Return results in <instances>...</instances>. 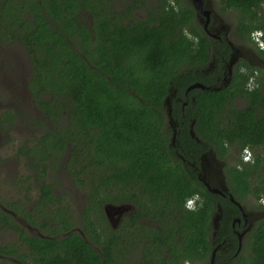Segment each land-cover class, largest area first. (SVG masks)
I'll use <instances>...</instances> for the list:
<instances>
[{
  "label": "trees",
  "instance_id": "16d2710c",
  "mask_svg": "<svg viewBox=\"0 0 264 264\" xmlns=\"http://www.w3.org/2000/svg\"><path fill=\"white\" fill-rule=\"evenodd\" d=\"M129 1L131 5L117 13L111 6L114 0H0V43L16 40L26 49L32 67L28 88L57 127L49 128L39 142L50 143L46 151L50 153H25L32 156L42 184L37 211L31 214L8 204L48 232L30 234L0 208V227L19 234L16 242L0 244V254L7 256L0 264H165L167 253L179 250L195 252L204 264L215 247L210 220L218 203L223 218L214 239L229 248L231 256L225 262L264 264V219L256 222L243 242L246 254L241 251L234 257L238 241L232 219L241 216V208L210 191L200 183L196 170L169 152L164 101L170 89H178L183 97L192 83L209 84L197 68L210 60L212 43L201 31L194 6L181 0ZM220 2L222 13L235 14L240 39L248 40L247 34L254 30L264 31V0ZM139 10L142 16L136 15ZM222 52L228 59L230 49ZM260 53L264 57V50ZM254 69L251 74L238 73L242 80L216 90L193 89L196 101L187 112L181 103L173 110L182 147L196 152L180 153L187 160L199 164L200 152L211 146L224 157L234 147L255 151L251 161L240 157L227 165L230 191L245 210L264 209L258 204L264 196V68L258 83L255 78L253 89H247ZM239 97L243 104L236 103ZM4 116L2 124H12L15 114L7 111ZM188 118L196 122L204 145L190 135ZM67 144L72 152L66 169L89 189L82 217L86 238L72 231V216L63 217L67 209H47L59 198L43 174L57 167ZM27 150L33 152L35 147L21 149ZM100 166L106 171L93 172L94 186L84 175ZM196 194L197 207L186 208V200ZM128 202L137 211L114 229L104 206ZM151 213L161 229L146 230L138 220ZM223 260L218 254L214 264Z\"/></svg>",
  "mask_w": 264,
  "mask_h": 264
},
{
  "label": "rangeland",
  "instance_id": "374dc122",
  "mask_svg": "<svg viewBox=\"0 0 264 264\" xmlns=\"http://www.w3.org/2000/svg\"><path fill=\"white\" fill-rule=\"evenodd\" d=\"M181 3H191L193 5V0H181ZM213 3L220 16L227 21L226 23L231 28L236 26L237 18L235 14H231V11L222 13L218 8L221 5L220 0H213ZM129 5H131L129 0H114L113 5L111 4L117 13H120L121 9H125ZM143 14L144 12L139 10L136 15L142 16ZM201 18L203 19V17ZM197 21L202 31V23L199 20ZM123 22L126 23L128 21L124 19ZM13 41L11 43H0V114L10 111L16 117L9 126H3L0 123V208L11 209L8 204L13 202L18 207L34 214L37 211L35 209L36 203L42 195L40 190L42 184L39 181V175L36 174L37 172L32 167V156L25 154L21 149L24 147L27 149L35 147L37 153L47 151L50 148V143L39 146L40 137L49 128L57 127L55 124L52 125L49 120L47 122L41 120L43 115L35 105L28 89L30 72L26 49L23 46H19L15 42L16 40ZM182 98L184 99L185 97L183 96ZM167 123L169 122L167 121ZM59 128H62L61 125ZM236 150H233L232 162L237 159L238 152H235ZM70 154L69 150H67L57 167L48 168L43 174L47 182L53 185L55 196L59 198V200H55L48 205L47 209L53 211L58 208L67 209L63 217L71 215L74 220L75 231L80 232L89 189L86 184L78 183L75 177L71 175L70 170L66 169V165H68L67 158ZM94 171L103 172L106 171V168L100 166L85 172V179L95 186L93 182ZM111 186L115 189L119 188L118 184L112 183ZM248 211L252 212L253 209ZM127 212L128 209L124 214ZM249 218L251 219L252 217ZM38 221L43 222V219H38ZM52 227H54V224L50 225V228ZM248 231L247 229L246 232ZM41 232L45 234L48 232V228L46 231L41 230ZM18 237L19 234L17 232L0 227V244L16 242ZM138 254L140 252L135 253V255ZM135 255L134 259H136ZM5 257L7 256H0V260Z\"/></svg>",
  "mask_w": 264,
  "mask_h": 264
},
{
  "label": "flooded vegetation",
  "instance_id": "af4514ba",
  "mask_svg": "<svg viewBox=\"0 0 264 264\" xmlns=\"http://www.w3.org/2000/svg\"><path fill=\"white\" fill-rule=\"evenodd\" d=\"M19 4H21V3H19ZM20 8L21 7H18V9H20ZM204 9L210 11L209 17L203 16V19H202L201 17H197V13H196V19L201 21L203 30L208 35L212 45L209 48V51L211 53L210 54V60L208 61V63L206 65L197 68V70H199V68H200V71H201L200 73H202V75H205L207 81L209 82V84L206 85L204 82L201 81L204 85H206V87H209V88H201V89L216 90V89H219L221 86L229 85L234 80L236 82H238V81L242 80L241 75H238V73L239 74L242 73L244 75L246 73L251 74V69L255 68L254 69L255 75L250 76V78H249L250 80L248 81L247 86H246L247 89H253V87H254L253 82H254L255 78H256V81L258 83V77H261V75H262V72L260 71V69L264 68V57L260 53L261 50H263V49L256 42V38H254V32H256L257 30H254V31L247 34L249 37L248 40H242L239 38L240 36H238L236 34V32H237L236 26H233L231 28L228 25V23H226L227 21L223 17L220 16V13L217 11V9L214 6L213 0H204ZM18 12H19V10H18ZM260 31H262V30H260ZM262 33H263V40H264V31H262ZM187 34L189 36L192 35L189 32H187ZM222 48H226L227 50L230 49L231 52H230V56L228 59H226L224 57L223 52H222ZM232 61H233V64L231 63ZM245 63L248 66L245 65ZM28 65H29V72L31 75L32 74V67H31L30 61L28 62ZM189 86L185 90V94H184L185 98L184 99L182 98V96H179L178 89H175L174 96L172 97L174 99H172V103H171L172 115H173V110L175 108H177V103H181L182 111L187 112V110L190 108L191 103L196 101V94L195 93L191 94L192 93L191 91L193 89L200 88V87H196V88H193V89L188 91ZM30 93H31V96L33 97L31 91H30ZM236 103L238 105L243 104L244 100L241 97H239L236 100ZM35 105L38 107V109L41 111V113L43 115V118L41 120L46 121V122H47V120H49L50 123H52V125H54V121L52 119H50L49 117L48 118L46 117L44 111L39 107V105L36 103H35ZM4 114H5V112L0 114V123L3 126H9L8 123L2 124V120L5 117ZM15 119H16V117H14L12 119V123L14 122ZM190 120H191V118H188L189 122H190ZM168 126H169V128H168ZM179 126H180V123L178 121L175 122L174 124H171L170 122L165 123L164 131L168 134V137L170 139L171 150L169 152L177 154V157H179L182 160V162L185 163V165L187 167H191L192 169L196 170L199 181L201 184L206 186V183H205V181H206V182L210 183V185H212V187H217V188H221V189H222L223 185L229 186L228 176H227V165L236 163V161H239L240 157L244 161H247L245 158H243V153H245V149L241 150V149H239V147L233 146L234 147L233 150L237 149L235 152H238V156H237V159H235L232 162V159H233L232 156L234 153L232 149L230 151L228 150L229 151L228 155H226L224 157V156L219 155L217 148L211 146L210 148H208V149L206 148L204 151L200 152L201 155L199 157V164H197L196 162L187 160L184 155L180 154V153H196V152H195V150L187 151L182 147L181 140H180V128H179ZM191 130H193V132H194L193 135L191 133ZM48 132L49 131L47 130V132H45V134H43V135H46ZM189 133L192 137L195 138V140L197 142L204 145V140H202L200 138V136L197 134L195 121L192 123L190 122ZM43 135L40 137L41 140L43 138ZM174 137H175V139L173 140ZM42 143H40V144L46 145L45 142L42 141ZM80 145H82V143H80ZM50 147H51V145H50ZM248 149L251 153V156L249 158V161H251L255 151H253L251 148H248ZM67 150H69V153L72 152V145L71 144H67V148L63 151V153H66ZM33 152L37 153V150L35 149ZM24 153H31V152H29L27 150ZM44 153H50V152L45 151ZM197 153H199L198 150H197ZM205 153H215L217 160L221 164H218L214 168H211L209 170H203L201 162H202V155ZM252 153H253V155H252ZM202 178H205V181H203ZM223 182H224V184H223ZM227 183H228V185H227ZM213 193H215V192H213ZM230 193H232V192L230 191V186H229V189H228V191H226V194H222V193H216V194H219V195L223 196L224 198L231 199ZM262 198L264 199V196ZM262 198L258 200V204H260V203L264 204V200ZM123 204L127 205L128 212L126 214H124L127 210L126 209V210L122 211L121 215L118 213H116V215H114V219H113V222L111 224L114 229H118L121 222L125 218L130 217L131 213H134L135 211H137V208L133 203L128 202V203H123ZM186 208H188V207L186 206ZM244 210H243V212L246 213L245 217L243 216L244 215L243 212H242L241 216L234 217V218H237V217L240 218V221H238L235 224V228L233 226V223H234L233 219L234 218L232 219V231L235 234L236 239L238 241V249L235 253L232 254L234 257L238 256V254L241 251L246 254L245 250H242V248L239 249L240 238L238 236V232H240L241 229L244 230L248 227L247 229L249 231L247 232L246 235L243 236V242H244L247 238L248 233L252 232L253 228L255 227L256 222L260 219H264V209L254 208L252 212H249L248 211L249 209H246L245 211ZM20 217H22V216H20ZM249 217H252V218L250 219ZM107 220H108V217H107ZM138 220L140 221V223H143L147 226L146 230H149L150 227H155V228L161 229L158 220L156 218H152V213L149 215L145 214L144 217H139ZM108 221H110V220H108ZM24 226L28 229L30 234H33V235H40V233L43 234L41 232V229L38 228L36 225H32V227H34L32 229H29L26 225H24ZM81 229H82V227H81ZM75 230H76L75 227H73L72 231H75ZM222 242L226 243V239H224ZM212 244L215 245L214 249H217L215 252L214 263H215V260L218 256V254H219L221 256V258L224 259L222 261V264H228V262H225V259L231 256V253L229 252V248L225 245H222L221 243L217 244V239H214V238L212 239ZM218 245H220V246H218ZM21 248L23 250V248H26V247L22 246ZM212 254H213V251H212ZM167 256L169 258L165 261V264H185V262L187 260L200 263V261L198 260V256L195 252L192 254V253L187 252L185 250H179L178 253L169 252V253H167ZM210 259H211V257L209 258V260H206L204 262V264H210L211 263ZM14 261H16V259Z\"/></svg>",
  "mask_w": 264,
  "mask_h": 264
},
{
  "label": "water",
  "instance_id": "95a60500",
  "mask_svg": "<svg viewBox=\"0 0 264 264\" xmlns=\"http://www.w3.org/2000/svg\"><path fill=\"white\" fill-rule=\"evenodd\" d=\"M193 6L196 10V13H197V17H209V14H210V11L209 10H206L204 9V0H193ZM209 20V19H208ZM233 64V61L231 62ZM196 87H200V88H209V87H206V85H204L202 82H194L192 83L189 88H188V91L193 89V88H196ZM174 93H175V90L173 89H170V94L166 97L165 101H164V105L166 107V113L168 115V121L171 123V124H174L175 122H177V120L173 117L172 115V106H171V103H172V97L174 96ZM191 133L192 135L194 134L193 130H191ZM175 139V137L173 138V140ZM202 169L203 170H209L211 168H214L216 165L218 164H221L216 156H215V153H205L202 155ZM203 181H205V178H202ZM206 186L208 187V189L212 192H215V193H222V194H226V191H228L229 189V186H225L223 185L222 189L221 188H217V187H212V185H210V183L206 182ZM224 184V182H223ZM228 185V183H227ZM230 197H231V200L234 201L242 210H244V207L243 205L235 199V197L233 196L232 193H230ZM2 209L4 211H7L9 213H11L19 222H21L23 225H26L29 229H32L34 227H32V225L27 222L24 218L20 217L14 210L12 209H9V208H3ZM127 209V205L125 204H121V205H116V204H106L104 206V211L106 213V216L108 217V219L110 220V223L113 222V219H114V215H116V213L118 214H122V211L126 210ZM245 211V210H244ZM244 213V217L246 216V213ZM223 218V207L220 203H218V209L215 210L213 213H212V216H211V225L213 227V230H212V236L215 237L217 232H218V229L221 225V219ZM240 221V218H234L233 220V226L235 228V224L236 222ZM80 232H81V235L83 237L86 238V234L84 233V231L82 229H80ZM246 234V230H243L242 232H238V236L240 238V248H241V245H242V240H243V236ZM41 236H45V234H41ZM220 246V245H218ZM96 249L98 251H100L101 253V250L99 247L95 246ZM218 248V247H217ZM217 249H214L213 251V255L211 257V263L210 264H214V258H215V252H216ZM0 256H3L2 254H0Z\"/></svg>",
  "mask_w": 264,
  "mask_h": 264
},
{
  "label": "clouds",
  "instance_id": "9594fccd",
  "mask_svg": "<svg viewBox=\"0 0 264 264\" xmlns=\"http://www.w3.org/2000/svg\"><path fill=\"white\" fill-rule=\"evenodd\" d=\"M254 38H256V42L259 44V46L260 47H262V49L264 50V40H263V33H262V31H260V30H257L256 32H254ZM250 156H251V153H250V151H249V149L248 148H246L245 149V153H243V157L247 160V161H249V158H250ZM198 200H199V195L198 194H196V195H194V196H192V197H190V198H188L187 200H186V203H185V205L189 208V209H194V208H196L197 207V202H198ZM264 200V199H263ZM245 230V229H244ZM240 231V230H239ZM243 230H241L240 232H242ZM246 234H247V232H246ZM245 234V235H246ZM216 237V236H215ZM215 237H213V238H215ZM243 247V240H242V245H241V248ZM240 248V244H239V249H241ZM214 251V250H213ZM213 255V254H212ZM211 260V259H210ZM185 264H200L199 262H193V261H190V260H187L186 262H185Z\"/></svg>",
  "mask_w": 264,
  "mask_h": 264
}]
</instances>
